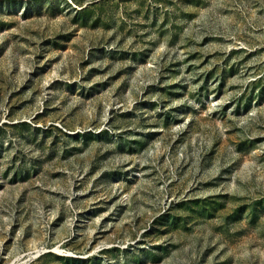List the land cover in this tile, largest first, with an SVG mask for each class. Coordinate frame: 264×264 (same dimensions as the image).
I'll return each instance as SVG.
<instances>
[{
  "label": "rangeland",
  "instance_id": "obj_1",
  "mask_svg": "<svg viewBox=\"0 0 264 264\" xmlns=\"http://www.w3.org/2000/svg\"><path fill=\"white\" fill-rule=\"evenodd\" d=\"M264 264V0H0V264Z\"/></svg>",
  "mask_w": 264,
  "mask_h": 264
},
{
  "label": "bare ground",
  "instance_id": "obj_2",
  "mask_svg": "<svg viewBox=\"0 0 264 264\" xmlns=\"http://www.w3.org/2000/svg\"><path fill=\"white\" fill-rule=\"evenodd\" d=\"M10 264H18L16 261L11 262Z\"/></svg>",
  "mask_w": 264,
  "mask_h": 264
}]
</instances>
